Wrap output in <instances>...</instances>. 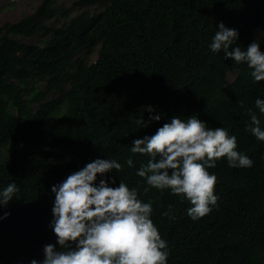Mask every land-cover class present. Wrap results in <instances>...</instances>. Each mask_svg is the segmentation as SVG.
<instances>
[{
	"label": "trees",
	"instance_id": "16d2710c",
	"mask_svg": "<svg viewBox=\"0 0 264 264\" xmlns=\"http://www.w3.org/2000/svg\"><path fill=\"white\" fill-rule=\"evenodd\" d=\"M73 1L78 14L60 0H40L0 25V146L7 148L0 153V192L18 186L0 208V216L10 213L0 220V264L42 262L44 245L56 243L52 186L98 158L121 169L98 174L97 185L123 182L151 202L166 264H264V141L252 134L247 114L252 109L264 130L255 107L264 81L256 82L246 63L210 49L223 22L238 30L233 47L246 50L256 41L264 52L253 34L264 30V0ZM36 35L43 40L27 39ZM95 40L101 45L94 49ZM155 115L160 120L150 121ZM193 115L235 136L236 150L253 161L230 167L223 157L206 169L217 177L218 199L197 220L187 214L190 201L137 175L149 157L131 152L133 140L154 135L174 116Z\"/></svg>",
	"mask_w": 264,
	"mask_h": 264
},
{
	"label": "clouds",
	"instance_id": "9594fccd",
	"mask_svg": "<svg viewBox=\"0 0 264 264\" xmlns=\"http://www.w3.org/2000/svg\"><path fill=\"white\" fill-rule=\"evenodd\" d=\"M238 37V30L220 22L210 49L213 53L223 51L225 60L246 63L254 80L264 81V52L259 43L254 41L242 50L233 47ZM99 42H92L94 49L100 46ZM82 46L80 50L85 52L87 45ZM80 50L78 54L82 56L84 52ZM255 107L264 114V99H256ZM148 111H152L151 107ZM247 114L255 125L251 127L252 134L264 141L256 113L248 109ZM149 120L159 121L160 116H150ZM142 125L147 126L143 121ZM236 149L235 136L230 137L220 127L209 128L193 115L186 121L174 116L154 135L133 140L131 152L149 157L137 175L152 188L167 189L186 198L192 205L187 214L197 220L209 214L210 205H216L218 199L214 194L217 177L207 168H214L223 157L230 167L252 166L253 161ZM127 163L131 166L133 161L129 159ZM114 169L119 171L121 165L115 160L98 158L52 186L55 199L49 226L56 243L44 245L42 262L33 259L31 264H166V243L150 219L151 202H141L137 190L129 189L123 182L118 187H110L104 179L96 184L98 174L103 176ZM17 191L18 186L10 183L0 192V208L7 207ZM9 214L5 212L0 220Z\"/></svg>",
	"mask_w": 264,
	"mask_h": 264
},
{
	"label": "rangeland",
	"instance_id": "374dc122",
	"mask_svg": "<svg viewBox=\"0 0 264 264\" xmlns=\"http://www.w3.org/2000/svg\"><path fill=\"white\" fill-rule=\"evenodd\" d=\"M40 0H0V25L7 21H15L19 19L24 13L32 10ZM59 4L68 8V11H71V15L78 14L82 11L80 5L75 3L73 0H60ZM62 20V17L55 19L53 24H57ZM254 37L257 38L261 43H264V30L256 29L253 32ZM42 36H35L32 38H27L29 41L36 42L40 40ZM97 45H101L99 42ZM95 47V46H94ZM84 50H80V53H83ZM97 51L93 50V53H90V56H96ZM229 77H233V73L228 74ZM7 152V148L0 146V153L4 154Z\"/></svg>",
	"mask_w": 264,
	"mask_h": 264
},
{
	"label": "water",
	"instance_id": "95a60500",
	"mask_svg": "<svg viewBox=\"0 0 264 264\" xmlns=\"http://www.w3.org/2000/svg\"><path fill=\"white\" fill-rule=\"evenodd\" d=\"M86 45H87V44L83 45L82 48L85 47Z\"/></svg>",
	"mask_w": 264,
	"mask_h": 264
}]
</instances>
